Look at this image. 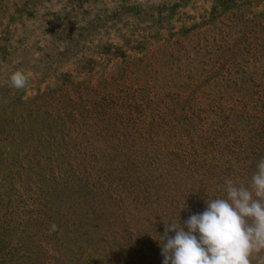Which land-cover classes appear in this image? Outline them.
I'll list each match as a JSON object with an SVG mask.
<instances>
[{"label":"rangeland","instance_id":"1","mask_svg":"<svg viewBox=\"0 0 264 264\" xmlns=\"http://www.w3.org/2000/svg\"><path fill=\"white\" fill-rule=\"evenodd\" d=\"M260 157L264 0H0V264H162Z\"/></svg>","mask_w":264,"mask_h":264},{"label":"clouds","instance_id":"2","mask_svg":"<svg viewBox=\"0 0 264 264\" xmlns=\"http://www.w3.org/2000/svg\"><path fill=\"white\" fill-rule=\"evenodd\" d=\"M28 80L23 70L10 75L15 89L25 88ZM223 191L183 222L164 220V234L157 239L162 264H251L252 253L264 249V157L247 184L228 178ZM57 227L53 223L51 231Z\"/></svg>","mask_w":264,"mask_h":264}]
</instances>
